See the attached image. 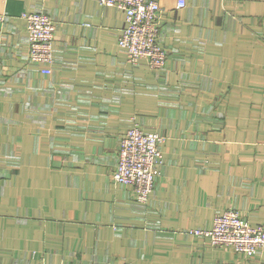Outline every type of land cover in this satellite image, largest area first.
I'll list each match as a JSON object with an SVG mask.
<instances>
[{
	"label": "crops",
	"instance_id": "obj_1",
	"mask_svg": "<svg viewBox=\"0 0 264 264\" xmlns=\"http://www.w3.org/2000/svg\"><path fill=\"white\" fill-rule=\"evenodd\" d=\"M153 1L164 71L127 63L97 0H0V264H264L189 233L264 224V0ZM28 13L55 24L48 75ZM133 125L163 137L146 203L112 179Z\"/></svg>",
	"mask_w": 264,
	"mask_h": 264
},
{
	"label": "built area",
	"instance_id": "obj_2",
	"mask_svg": "<svg viewBox=\"0 0 264 264\" xmlns=\"http://www.w3.org/2000/svg\"><path fill=\"white\" fill-rule=\"evenodd\" d=\"M240 2L242 0H221ZM101 7H112L124 15L125 27L117 39L127 63L144 62L153 71L167 67V51L160 42L159 31L163 10L153 0H97ZM184 0L176 7L183 8ZM28 42V60L38 65L42 74L51 73L55 24L44 13L22 15ZM4 18L0 14V24ZM2 43L0 41V56ZM163 137L130 127L119 141L113 182L129 187L139 203H146L153 192L161 166L160 145ZM190 234L206 237L212 247L232 249L247 257L264 249V224L251 226L232 209L215 215L209 230H189ZM53 264V263H40Z\"/></svg>",
	"mask_w": 264,
	"mask_h": 264
},
{
	"label": "rangeland",
	"instance_id": "obj_3",
	"mask_svg": "<svg viewBox=\"0 0 264 264\" xmlns=\"http://www.w3.org/2000/svg\"><path fill=\"white\" fill-rule=\"evenodd\" d=\"M143 130V129H142ZM118 152V151H117ZM224 211H226V210H224ZM223 212V211H222ZM221 213V212H220ZM41 263H43V262H41ZM56 264V263H55ZM57 264H62V263H57Z\"/></svg>",
	"mask_w": 264,
	"mask_h": 264
}]
</instances>
